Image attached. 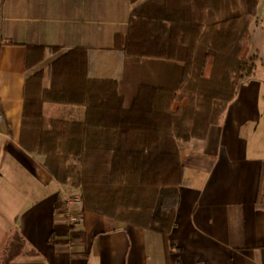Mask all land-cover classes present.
Instances as JSON below:
<instances>
[{
    "label": "crops",
    "instance_id": "crops-1",
    "mask_svg": "<svg viewBox=\"0 0 264 264\" xmlns=\"http://www.w3.org/2000/svg\"><path fill=\"white\" fill-rule=\"evenodd\" d=\"M147 1H0V264H264L262 64L238 85L203 141L178 142L188 184L178 191L171 248L158 233L81 214L79 190L59 184L44 170L43 155L19 145L26 80L43 71L48 89L49 65L73 50L75 58L89 61L90 78L117 79L124 57L116 39L125 37L131 11ZM33 48L44 49L45 59L27 70ZM154 95L153 88L140 86L131 109L150 111ZM184 106L186 101L171 105L173 111ZM42 115L82 122L85 110L44 103ZM69 197L79 219L73 225L64 215ZM72 233L83 239L71 240Z\"/></svg>",
    "mask_w": 264,
    "mask_h": 264
},
{
    "label": "trees",
    "instance_id": "trees-1",
    "mask_svg": "<svg viewBox=\"0 0 264 264\" xmlns=\"http://www.w3.org/2000/svg\"><path fill=\"white\" fill-rule=\"evenodd\" d=\"M259 1L148 0L137 6L125 37L115 42L124 57L117 79L90 78L89 61L73 50L49 65L48 89L42 71L26 80L20 147L43 155L44 170L59 184L80 188L81 214L158 233L165 248L173 247L168 236L178 191L188 184L177 143L203 141L257 61L264 65L248 46ZM33 52L25 58L27 70L45 59L44 49ZM140 86L155 90L149 112L131 109ZM183 99L187 106L173 112L171 104ZM44 103L83 107L84 119H46ZM263 183L264 170L260 188ZM262 203L259 194L257 207ZM82 239L71 234L73 241Z\"/></svg>",
    "mask_w": 264,
    "mask_h": 264
},
{
    "label": "rangeland",
    "instance_id": "rangeland-1",
    "mask_svg": "<svg viewBox=\"0 0 264 264\" xmlns=\"http://www.w3.org/2000/svg\"><path fill=\"white\" fill-rule=\"evenodd\" d=\"M251 38L248 42L249 50H250V55H254L256 58L263 59L264 60V0L259 1V7H258V12H257V18L252 20L251 22ZM54 59V58H52ZM57 59V58H56ZM55 59V60H56ZM53 62V61H52ZM41 64V63H40ZM38 64V65H40ZM261 63L257 61L256 65H260ZM37 65V66H38ZM39 72V71H38ZM43 72V71H42ZM37 73V72H36ZM35 74V73H34ZM33 74V75H34ZM32 75V76H33ZM31 76V77H32ZM43 82H44V72H43ZM49 83V79H48ZM44 84V83H43ZM50 85V84H49ZM44 87V86H43ZM49 88V87H48ZM151 88V87H150ZM155 96V95H154ZM136 98V97H135ZM183 101H186V106H187V100L183 99L181 101H175L173 103H181ZM172 105V104H171ZM184 106V107H186ZM184 107H177L174 111L184 108ZM152 109V108H151ZM172 110V107H171ZM151 111V110H150ZM173 111V110H172ZM173 111V112H174ZM146 112V111H145ZM149 112V111H147ZM178 146V143H177ZM66 185L75 188L71 186L70 182H68ZM78 189L81 195V190L80 188H75ZM81 203V200H80Z\"/></svg>",
    "mask_w": 264,
    "mask_h": 264
},
{
    "label": "built area",
    "instance_id": "built-area-1",
    "mask_svg": "<svg viewBox=\"0 0 264 264\" xmlns=\"http://www.w3.org/2000/svg\"><path fill=\"white\" fill-rule=\"evenodd\" d=\"M1 122H2V116L0 115V123ZM74 201L75 200H73L72 198L69 197L68 199H66V202H65L66 204H65L64 215L67 218L69 225H73L76 222H78V220H79L77 217L72 216L73 210H72L71 206H72V203H74Z\"/></svg>",
    "mask_w": 264,
    "mask_h": 264
}]
</instances>
